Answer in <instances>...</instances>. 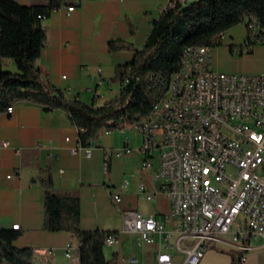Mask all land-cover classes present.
<instances>
[{"label":"crops","instance_id":"obj_1","mask_svg":"<svg viewBox=\"0 0 264 264\" xmlns=\"http://www.w3.org/2000/svg\"><path fill=\"white\" fill-rule=\"evenodd\" d=\"M31 4L33 0H16ZM166 0H75V8L54 9L43 19L46 44L37 64L46 82L62 88L70 99L102 104L120 93L113 81L117 66L131 61L135 49H140L151 30L153 21L162 12ZM223 44L212 47V67L222 71L264 73V44L248 53L238 55L231 44L241 43L246 35L235 38L232 29ZM110 41H127L135 49L111 50ZM234 41V42H232ZM2 68L16 72L15 61L2 59ZM12 113H0V227L13 228L19 223L20 235L14 240L18 247H33L53 253L45 257L34 252L36 264H79V241L67 230L44 229V188L41 179L49 172L58 190L79 195L84 230L116 231L124 228V212L138 211L153 214L166 230L176 225L171 216L172 203L162 193L152 199L143 198L137 184L144 182L151 189L160 180L153 169L143 168V155L136 149L119 154L123 146L138 147L142 135L127 123L125 128L103 132L95 140L91 156L82 150L72 153L70 147L78 143V128L67 112L59 107L48 108L30 100H16ZM71 137L70 141L66 137ZM8 141L6 146H1ZM110 149V153H106ZM129 187L116 204L112 194L124 180ZM154 242L140 243L133 231H126L113 253L122 257L137 255V264H154L161 250L171 251L175 264L186 258L188 240L178 244V237L167 238V232H156ZM231 235L228 236V240ZM252 248L244 251L241 264H264V239H249ZM72 243L71 256L63 251ZM113 246V245H112ZM239 250L219 243L206 249L200 264H233L239 260ZM113 255V254H112ZM107 256V257H112Z\"/></svg>","mask_w":264,"mask_h":264},{"label":"built area","instance_id":"obj_2","mask_svg":"<svg viewBox=\"0 0 264 264\" xmlns=\"http://www.w3.org/2000/svg\"><path fill=\"white\" fill-rule=\"evenodd\" d=\"M193 1L166 0L161 13ZM74 8L72 3L67 10ZM243 22L246 35L237 51L248 53L255 45L264 44V21L249 14ZM226 35L219 34L221 44ZM211 50L212 46L184 48L180 68L173 73L165 97L147 118L130 122L142 135V144L115 150L125 154L137 149L143 155V168L153 169V161H157L153 175L159 184L149 189L141 181L137 190L143 198L152 199L160 193L169 198L175 227L166 230L153 214L127 210L124 228L108 232L106 245L118 243L126 231H133L140 243H152L156 232L166 231L167 238L177 235L179 245L188 240L182 264H200L206 249L216 244L247 251L253 247L249 239H264V73L214 69ZM13 110L14 105H9L7 112ZM94 143L83 145L78 137L70 151L83 150L91 156ZM7 144L3 141L1 146ZM128 187L126 179L113 191L116 204ZM19 227V223L13 224L14 229ZM71 248L69 242L63 251L67 257ZM34 252L43 257L53 253L52 249ZM122 262L137 264L139 257L127 255ZM154 264H175L171 251H158Z\"/></svg>","mask_w":264,"mask_h":264},{"label":"trees","instance_id":"obj_3","mask_svg":"<svg viewBox=\"0 0 264 264\" xmlns=\"http://www.w3.org/2000/svg\"><path fill=\"white\" fill-rule=\"evenodd\" d=\"M73 1L33 0L31 4H22L0 0V113L20 99L62 108L78 128L83 145L92 144L106 129L147 118L155 104L165 97L186 46L220 45L219 34L243 22L249 14L264 21V0H196L177 4L153 21L140 49L127 41H110L111 50L132 48L135 55L131 61L117 66L113 81L120 86L119 95L96 104L68 98L62 88L42 78L37 64L47 39L43 19ZM4 57L15 61L16 72L2 68ZM41 182L44 229L70 231L79 241V264H119L117 253L112 257L105 253L110 231L81 228L79 195L58 190L50 172ZM20 233L18 229L0 227V264H36L33 247L14 244ZM239 253L237 262L233 255V264H241L244 251Z\"/></svg>","mask_w":264,"mask_h":264},{"label":"rangeland","instance_id":"obj_4","mask_svg":"<svg viewBox=\"0 0 264 264\" xmlns=\"http://www.w3.org/2000/svg\"><path fill=\"white\" fill-rule=\"evenodd\" d=\"M244 30H245V32H246L245 24H244V22H241V23H239L237 26H235V27L232 28V33L235 35V38L237 39L238 36L240 37V35L243 34ZM227 38H228V35H226V39H227ZM232 42H234V41H232ZM239 45H240V43H235V44H233V48H234L233 50H234L238 55L241 54L240 52L237 51ZM232 72H238V73H240L241 71L234 70V71H232ZM116 129H117V128H116ZM103 132H104V131H103ZM103 132H102V133H103ZM116 248H117V245H116V244L113 245V246L106 245V246H105V253H106V255H107V256H111V255L113 254V252L116 250Z\"/></svg>","mask_w":264,"mask_h":264}]
</instances>
